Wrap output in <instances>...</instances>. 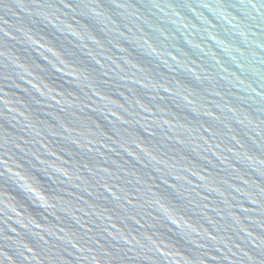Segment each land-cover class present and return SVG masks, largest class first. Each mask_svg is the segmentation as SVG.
Wrapping results in <instances>:
<instances>
[{"label": "water", "instance_id": "95a60500", "mask_svg": "<svg viewBox=\"0 0 264 264\" xmlns=\"http://www.w3.org/2000/svg\"><path fill=\"white\" fill-rule=\"evenodd\" d=\"M0 264H264V0H0Z\"/></svg>", "mask_w": 264, "mask_h": 264}]
</instances>
